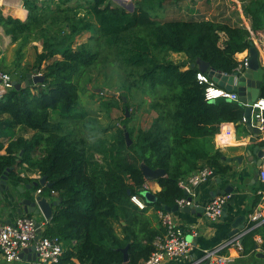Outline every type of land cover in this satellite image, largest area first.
<instances>
[{"label":"trees","instance_id":"trees-1","mask_svg":"<svg viewBox=\"0 0 264 264\" xmlns=\"http://www.w3.org/2000/svg\"><path fill=\"white\" fill-rule=\"evenodd\" d=\"M24 1L28 18L6 19V31L14 41L20 39V67L14 77L22 85L0 96V175L6 173L14 186L36 181L38 177L21 175L27 169L52 182L51 187H36L44 195L54 192L61 198L42 232L70 244L58 264H76L73 257L81 264H142L154 251L155 238L164 233L161 221L153 224L149 206L165 210L176 204L186 195L180 181L206 164L219 174L232 168L214 137L223 122L245 129V107L224 96L209 100L208 83L197 77V60L233 73L239 64L236 53L253 43L259 50L256 38L264 32V0L243 6L251 29L206 18L159 21L152 16L153 0H135L133 10L112 0ZM21 31L26 36L19 38ZM85 31L90 33L87 40L76 43ZM31 37L41 40L43 47L31 67H22L21 50ZM260 47L264 49V44ZM170 52H181L185 58L176 61ZM259 55L261 61L260 50ZM101 61L121 66L128 91L138 88L150 95L149 107L157 115L148 128L139 129L136 139L125 121L110 143L103 138L90 143L66 128L77 109L83 76ZM34 69L43 78L25 85L26 73ZM229 126L223 124L218 136ZM16 127L34 133L26 137L17 134ZM142 163L167 171L156 179L161 185L156 199L144 208L131 200L132 194L141 195L146 181ZM255 233L262 236L264 249V222L247 232L243 241L250 239L255 246ZM125 246L127 262L121 249Z\"/></svg>","mask_w":264,"mask_h":264},{"label":"crops","instance_id":"crops-1","mask_svg":"<svg viewBox=\"0 0 264 264\" xmlns=\"http://www.w3.org/2000/svg\"><path fill=\"white\" fill-rule=\"evenodd\" d=\"M232 1L234 7L238 6V16L233 17L231 15L226 16L225 13L219 17L217 13V2L216 0H211L209 3V7L207 10V19H213L218 21L228 22L230 24H237L240 26H246L248 29H251V18L245 12L244 5H246L250 0H228V2ZM41 3V2H40ZM230 5V4H229ZM246 14H245V13ZM29 10L25 5L24 0H0V69L9 72L13 79L17 73V70L20 66H18V46L20 39L14 41L12 34L6 31L8 27L6 24V19L9 17L18 18L22 21H25L28 18ZM216 15H218L217 18ZM247 15V16H246ZM222 17H225L222 19ZM244 24V25H241ZM253 32V30H251ZM19 38L22 36H26V31H21ZM85 33V32H84ZM84 33L78 35L76 38V43H79L83 40ZM90 35V33H89ZM224 34H222V37ZM89 37V36H88ZM256 42L258 43V47L261 54V64L264 67V49L260 47L261 44H264V32H260L257 35ZM42 41L33 39L32 37L25 44V46L21 50L22 59L20 65L24 66H32L35 61V56L37 52L42 50ZM244 52L236 53V56H241ZM32 73H36L37 70L28 71ZM220 87L219 85H217ZM222 88V87H221ZM0 92V96H1ZM223 124H230L227 128L226 133L218 134L222 131ZM243 124L245 129L241 127L239 130L236 129L235 123L233 122H223L221 124L220 132L217 133L214 137V143L216 147H219L226 156H242V160H232L228 161L231 164V169L227 173L219 174L217 173L215 176L210 178L208 181H205L195 187L196 196L195 206H204L206 202L213 196H215V192L217 190H222L227 186H233V193H230V198L227 201V209L226 215L221 216L217 220H209L204 211L199 215L197 212H185L182 210L173 212L176 220L185 228L187 237L192 240L193 247L191 250L190 257L197 256L202 253L203 249L213 247L220 242L224 241L227 237H229V232L233 228V222L235 218L240 215L246 216L247 213L252 211L255 207H262L264 210V199L258 193L259 189H264V183L258 179L256 181L253 180V171L252 167L255 165V161L257 156H252L250 149L253 148L254 145L264 146L261 144V141L264 140V127L259 128L258 131H250L246 125V121L243 118ZM34 133L32 130L31 133L24 134L26 137H31ZM4 152V151H2ZM254 160V162L251 161ZM28 174L30 177H38L39 174L35 172L29 173L28 171H21V175ZM187 178V177H186ZM185 178V179H186ZM8 184L12 189H15L14 184L7 179ZM148 184V187L145 188V191L151 192L156 197V192L161 189L160 183L156 179H149L145 181ZM257 182V183H256ZM256 183V184H255ZM255 184V185H254ZM19 186L24 187V183L18 184ZM41 187H35L33 191L38 193V189ZM25 191H27L25 189ZM16 192H18L16 190ZM41 194L43 192H40ZM140 197L143 198L146 203V197L144 193H140ZM44 195V194H42ZM54 196L44 195L48 200H55ZM258 198L257 203L254 204V200ZM6 200H2V205L0 206V219L8 220L14 219L19 213L16 209V202L6 203ZM9 202V201H8ZM54 208V205H53ZM159 210H156L153 206H149L148 213L151 214L154 218V225L159 224ZM36 219L40 222V227L42 232L46 228V223L49 219H46L44 215L41 213L39 215H34ZM247 220H244V224H247ZM160 224H162L160 222ZM163 226V225H162ZM164 227V226H163ZM119 229V228H118ZM164 232V229H163ZM253 239L256 241L255 246L252 245L250 239H245L243 241L242 249H238L236 247H229L223 250V253L230 256L231 261L227 264H264V256H257V253L263 252L262 248L263 238L259 233H255L253 235ZM67 248L70 247L68 242L64 241ZM73 243L76 244V240H73ZM24 256L26 257L23 260L21 257L19 260L11 264H28V257H32L33 253L29 250L25 251ZM73 260L76 264H81L78 259L73 257ZM189 258L182 259H168L164 260L161 264H187ZM204 263V262H203ZM202 263V264H203ZM0 264H8L0 250ZM58 264V263H57ZM71 264V263H68Z\"/></svg>","mask_w":264,"mask_h":264},{"label":"built area","instance_id":"built-area-1","mask_svg":"<svg viewBox=\"0 0 264 264\" xmlns=\"http://www.w3.org/2000/svg\"><path fill=\"white\" fill-rule=\"evenodd\" d=\"M243 54L238 56L239 64L236 70L244 72L248 65V48L243 50ZM37 74H42L40 71ZM197 77L200 82L208 83L206 87V97L209 100H214L218 96H224L229 99L239 101V96L236 91H228L218 87L217 83L209 77L205 72L199 71ZM12 75L0 69V92H7L13 87ZM252 122L259 128L264 127V97H258L251 104ZM217 171L213 165L206 164L202 168L194 171L186 179L180 181V185L185 189L186 195L176 199L178 206L195 205L196 189L195 187L210 178L215 176ZM40 175H38L39 177ZM258 177L264 183V156L262 163L258 168ZM148 184H143V189L147 188ZM41 188L38 189V193ZM258 193L264 199V189H259ZM230 198V194H216L211 197L204 205V214L209 220H217L223 215L224 205ZM131 200L140 208L146 207V201L139 194H132ZM164 233L158 235L155 240V249L144 262V264H161L168 259L189 258L187 264H202L206 260H210L211 264H227L231 261L230 256L223 253L224 249L236 247L242 249L243 237L252 228L264 222V210L262 207H255L252 211L246 214L247 224L237 233L230 235L219 244L203 249L202 253L197 256L190 257L193 247L192 240L186 235L185 228L176 220L172 211L160 209L158 211ZM38 227L36 217L22 213L17 215L11 221L0 219V250L3 258L8 264L20 259V251L32 243L35 244L37 257L35 260L29 261L28 264H57L64 255L67 249L64 240L58 235H41L36 239Z\"/></svg>","mask_w":264,"mask_h":264},{"label":"rangeland","instance_id":"rangeland-1","mask_svg":"<svg viewBox=\"0 0 264 264\" xmlns=\"http://www.w3.org/2000/svg\"><path fill=\"white\" fill-rule=\"evenodd\" d=\"M134 1L112 0V3L123 4L133 10ZM210 1L153 0L151 4L156 7V11L153 12L152 16L159 21L168 19H203L207 16ZM216 2L218 4L217 13L219 17L224 13L226 16L231 15L235 18L238 16V6L234 7L232 1L216 0ZM130 4H133V6H129ZM217 17L218 15L215 18ZM224 18L222 17V19ZM84 36L82 41L87 40L89 32L85 31ZM169 55L176 61H181L185 58V55L181 52H170ZM104 63L101 61L99 66L93 67L90 73H86L83 76L80 82L77 109L75 114L69 119L66 128H72V132H75L74 136L85 137L90 143L96 142L100 138L110 143L114 141L118 127L123 125L125 121L126 125L133 131L132 137L136 139L139 129L148 128L157 115V112L149 107L150 95L138 88L128 91L125 88V75L123 76L124 72L121 66L115 63ZM121 95L125 96L126 99L122 100ZM107 103L109 104L107 105ZM125 103H128V115L125 113ZM15 130L17 134L32 132V129L24 130L21 127H16ZM1 139L6 140L7 136H3ZM1 151H4V149ZM95 155L100 158L99 153ZM23 171L32 172L27 169H23Z\"/></svg>","mask_w":264,"mask_h":264},{"label":"water","instance_id":"water-1","mask_svg":"<svg viewBox=\"0 0 264 264\" xmlns=\"http://www.w3.org/2000/svg\"><path fill=\"white\" fill-rule=\"evenodd\" d=\"M124 3V1H123ZM129 6H133V4H130ZM248 65L245 69V71L242 73L239 70H235L233 73H225L221 70H218L216 68H213L210 66V63L202 58H199L197 60L198 66L200 71L207 72L209 77H211L217 85L220 87L228 90V91H236L239 96V102L244 105V119L246 121V125L250 131H258L260 132V129L257 125L253 124L252 122V113H251V104L254 100H256L258 97H260V89L262 82L264 80V67L261 64L260 61V55L259 50L257 46L253 43L248 48ZM191 65H195L194 62L191 63ZM43 78L42 74L27 72L26 73V80L25 85L31 84L32 82H38ZM13 86L19 88L21 87V82L18 81V79L14 78L12 79ZM124 100L126 99L125 96H123ZM126 115L129 114V109L126 107ZM125 127V125H123ZM125 137L127 139L128 144L131 142L129 132L128 130H125ZM252 156L256 155L257 159L255 161V165L252 167L253 171V180L256 181L258 179V168L262 163V159L264 156V146L254 145L250 151ZM223 159H226L228 161L232 160H242V156L236 155V156H222ZM252 162H254L253 159H251ZM142 169L144 172V176L146 180L149 179H157L159 177H163L167 174V171L163 167H156L151 168L148 165L142 163ZM8 175L2 174L0 175V206L2 205V200H6V203L16 202L17 206V212L19 214L22 213H30L32 215H39L43 214L46 219H50L53 214V205L60 203L61 198H57L55 200H48L46 196L42 195L41 193H36L34 188L38 185L51 187L52 182L47 179L46 175H40L38 179L34 182H28L23 186L17 185L15 189H12L11 186L7 182ZM25 189L27 191H25ZM233 186H227L226 188L222 190H217L215 192L216 194H226V193H233ZM16 190L18 192H16ZM141 192L144 193L147 201H154L156 197L151 192L145 191V189H141ZM185 194L186 191H185ZM9 201V202H8ZM165 209L168 211L176 212L179 210L185 211V212H197L199 215L201 212L204 211V206H195L192 205H185V206H178V204L174 205H166ZM226 209L227 204L224 205L223 215H226ZM246 219V216L240 215L237 218H235L233 222V228L229 232V235H233L237 233L239 230L244 228V220ZM6 221H11V219H8ZM37 221V227H38V234L36 236V239L39 238V236L42 233L40 222ZM124 252V262L128 261V246H125L121 248ZM31 251L33 253L32 257H28V261L35 260L37 257V253L35 251V244L32 243L31 245L24 247L20 251V257L25 260L26 257L24 256L25 251ZM257 256H264L263 252H258ZM144 264V263H142ZM203 264H211L210 260H206Z\"/></svg>","mask_w":264,"mask_h":264}]
</instances>
